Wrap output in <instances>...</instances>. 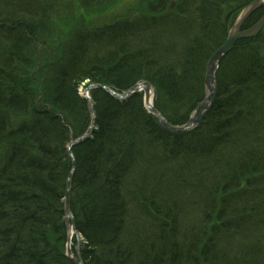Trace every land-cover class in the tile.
<instances>
[{
	"label": "trees",
	"instance_id": "trees-1",
	"mask_svg": "<svg viewBox=\"0 0 264 264\" xmlns=\"http://www.w3.org/2000/svg\"><path fill=\"white\" fill-rule=\"evenodd\" d=\"M252 1L154 0L134 20L80 29L39 96L31 57L73 10L68 0H0V264H73L62 248V198L72 165L66 147L90 122L79 87L122 93L148 81L153 107L182 126L204 98L228 16ZM261 50L264 34L235 44L219 63L204 119L180 134L163 129L139 94L122 102L91 92L96 130L72 149L70 208L85 239L83 264H264Z\"/></svg>",
	"mask_w": 264,
	"mask_h": 264
},
{
	"label": "water",
	"instance_id": "water-1",
	"mask_svg": "<svg viewBox=\"0 0 264 264\" xmlns=\"http://www.w3.org/2000/svg\"><path fill=\"white\" fill-rule=\"evenodd\" d=\"M262 0H254L251 4H249L247 7H245L243 10H241V12L239 13V16L237 18H239L244 12H245V16L242 18L241 21H239L237 23L236 20V28L235 31H229L227 38L225 40V42L223 43V45L217 49V51L212 55V57L210 58L207 68H206V73H205V79H204V84H205V98L204 100L198 104V106L196 107V109L193 111V113L191 114L188 122L181 126V127H174L170 124L167 123V121L161 116V114L153 107L152 102H150L149 100V91L150 89L152 90V86L150 84H148L147 82H142L139 85H135L133 87H131L129 90H127L124 93H117L114 90H112V88L105 86V85H100V84H91L86 88V91L84 92V99L86 102H88L91 105V109H92V113H94L95 111V103L92 100L91 96H88V94H90L91 91L93 90H101L104 91L106 93H108L110 96H112L115 99H128V97L136 94V93H140L143 95V103H144V107L145 109L152 114L157 121L159 122V124L166 129L167 131L170 130L172 132H183L189 129H192L196 126H198L206 112L208 111V109L210 108L214 96H215V91H216V81H215V75H216V71L219 67V63L220 60L226 56L233 48V46L241 39L244 38H252L254 36H256L258 33H260V31L264 28V13L262 14V16L260 17V19L258 20V22H256L254 25H252L251 27L242 30V26L245 22V20L247 19V17L253 12L255 11ZM140 88H143L144 91H138ZM153 91V90H152ZM206 92H208V96L206 97ZM91 133V126L90 128L86 131L85 135L82 136L83 138L81 139H76V140H72L70 141V143L67 146V152L68 155L70 156L71 160L73 161L72 166L70 168L68 177H67V183H66V189L64 192V196H63V203H64V221H65V226H66V231L68 228V219L70 218L71 220V225L73 228V234H74V238L76 243V246L74 248V251L71 250L70 248V238L67 232V240H66V255L67 257H69L71 259V261L73 262V264H83L82 260H81V256H80V251L82 246L79 243V232L75 229L74 227V218L72 215V212L70 210V203H69V196H70V185H71V178L74 174L75 171V163H74V157L73 154H71V150L73 149V147H75L76 145L81 144L87 137L90 136ZM86 141V140H85Z\"/></svg>",
	"mask_w": 264,
	"mask_h": 264
},
{
	"label": "rangeland",
	"instance_id": "rangeland-1",
	"mask_svg": "<svg viewBox=\"0 0 264 264\" xmlns=\"http://www.w3.org/2000/svg\"><path fill=\"white\" fill-rule=\"evenodd\" d=\"M151 1L154 0H114L112 3L103 7L84 8L81 6L80 0H68L69 6L73 10L72 14L62 15L59 20L55 21L52 31L45 40V43L41 45V47H37V50L42 48L38 55L39 59L37 57H31L32 67L29 72V77L32 79L31 88L34 89L37 94L39 93V96L40 94L43 95L48 85L50 64L59 59L63 47L73 38L77 31L80 29H96L111 25L120 20H134L139 18L142 15L148 14L147 8ZM261 4V7L264 9V0H262ZM237 19L238 18L234 19L228 16V32L232 31ZM260 34H264V28L261 30ZM261 54L264 55V50H261ZM89 85V83L84 82L80 87V92L84 94L85 89ZM39 102H42L41 98ZM41 105L42 104H40V106ZM84 135L85 133H83L81 137ZM88 138H91V135ZM63 199L64 198H62V202ZM67 232L68 228L66 236ZM79 236L81 238L79 243H83L85 247V239L80 232ZM73 241L74 238L71 241L72 250L75 245ZM65 245L66 241L62 246L64 253Z\"/></svg>",
	"mask_w": 264,
	"mask_h": 264
},
{
	"label": "bare ground",
	"instance_id": "bare-ground-1",
	"mask_svg": "<svg viewBox=\"0 0 264 264\" xmlns=\"http://www.w3.org/2000/svg\"><path fill=\"white\" fill-rule=\"evenodd\" d=\"M254 1V0H253ZM252 1V2H253ZM251 2V3H252ZM261 3H262V1H261ZM260 8H261V6H260ZM253 12H255V11H253ZM252 12V13H253ZM252 13L247 17V19L245 20V22H244V24L247 22V20H248V18L252 15ZM239 16V15H238ZM245 16V12L238 18V20H237V23L239 22V21H241L242 20V18ZM255 22H258V20H256ZM236 23V24H237ZM236 24L234 25V27H233V31H235V28H236ZM235 46V45H234ZM234 46H233V48H234ZM221 47V46H220ZM220 47H218V48H220ZM233 48H232V50H233ZM231 50V51H232ZM217 51V48L213 51V53L210 55V57H209V60H210V58L212 57V55L215 53ZM230 51V52H231ZM85 82H87V81H85ZM146 82V81H145ZM141 83V82H140ZM140 83H137V84H135V85H139ZM147 83L148 84H150L148 81H147ZM91 85V84H90ZM134 85V86H135ZM151 85V84H150ZM152 86V85H151ZM81 87V86H80ZM79 87V88H80ZM133 87V86H132ZM130 89V88H129ZM113 90V89H112ZM153 90V91H152ZM152 90L150 89V91H149V100H150V102H152V105H153V100H154V88H153V86H152ZM85 91H86V89H85ZM84 91V92H85ZM93 91H95V90H93ZM101 91V90H100ZM138 91H144V89L143 88H140ZM92 92V91H91ZM91 92H90V94H88V96H91ZM104 92V91H103ZM116 92V91H115ZM126 92V91H125ZM79 93H80V96L84 99V94L83 93H81L80 92V89H79ZM106 93V92H105ZM118 93V92H117ZM122 93H124V92H122ZM108 94V93H107ZM121 94V93H120ZM208 96V92H206V97ZM112 97V96H111ZM92 98V97H91ZM129 98H131V97H128V99ZM127 98L126 99H121V100H119V99H116V100H118V101H122V102H124L125 100H128ZM85 100V99H84ZM93 100V99H92ZM142 100H143V97H142ZM94 101V100H93ZM94 103H95V101H94ZM143 105H144V103H143ZM88 106H89V117H90V122H89V126H88V128L86 129V131L90 128V126H91V133H90V135L91 134H93L94 133V131L96 130V118H97V111H96V104H95V111H94V113H92V107H91V105L88 103ZM172 126H174V127H176L175 125H172ZM86 131L84 132V133H86ZM167 132H169V133H172V134H180V133H182V131L181 132H172V131H170V130H168ZM81 137V136H80ZM78 137V138H76V139H81V138H83V137ZM76 139H71L70 141H72V140H76ZM89 138L87 137L85 140H88ZM84 140V141H85ZM83 141V142H84ZM70 143V142H69ZM68 143V144H69ZM68 146V145H67ZM66 151H67V147H66ZM71 152V154H72V150L70 151ZM67 154H68V152H67ZM69 156V155H68ZM74 157V156H73ZM69 158H70V156H69ZM70 160H71V158H70ZM71 162L73 163V161L71 160ZM74 163H75V158H74ZM72 166V165H71ZM76 167V166H75ZM76 169V168H75ZM70 171V170H69ZM75 172V171H74ZM69 174V173H68ZM68 177V176H67ZM73 177V176H72ZM72 179V178H71ZM66 183H67V181H66ZM70 190H71V185H70ZM65 222V221H64ZM74 223H75V221H74ZM74 227H75V229H76V226H75V224H74ZM68 235H69V238H70V248H71V241H72V239L74 238V234H73V228H72V225H71V220H70V218L68 219ZM66 240H67V236H66ZM81 240V238H79V241ZM73 243H75V245H74V248H75V246H76V241H75V238H74V241H73ZM81 244V246H83L84 244L83 243H80ZM74 248H73V250L72 251H74ZM65 249H66V246H65ZM82 249V248H81ZM65 255H66V252H65ZM67 256V255H66ZM80 256H81V251H80ZM69 258V257H68ZM70 259V258H69ZM71 260V259H70ZM81 260H82V258H81ZM72 262V261H71ZM73 263V262H72ZM83 263V262H82Z\"/></svg>",
	"mask_w": 264,
	"mask_h": 264
}]
</instances>
